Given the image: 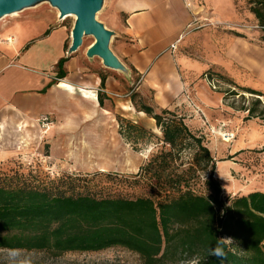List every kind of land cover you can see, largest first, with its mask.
I'll return each mask as SVG.
<instances>
[{
  "label": "trees",
  "instance_id": "1",
  "mask_svg": "<svg viewBox=\"0 0 264 264\" xmlns=\"http://www.w3.org/2000/svg\"><path fill=\"white\" fill-rule=\"evenodd\" d=\"M248 2L264 33V0ZM65 62L58 64L60 79ZM245 91L260 103L261 93ZM131 101L138 112L156 122L162 134L158 137L116 116L120 136L135 152L138 145L156 142L136 174L99 171L62 178L57 174L60 179L38 182L31 174H5L4 164L0 166V250L62 256L121 247L138 254L144 264L181 260L220 264L209 255V248L217 238H231L232 243L224 245L223 264H264V192L224 199L203 133L187 127L186 119L175 112H156L137 93H132ZM99 102L102 107L101 94ZM49 155L46 146L45 156ZM102 175L146 183L150 193L136 198L104 195L99 180L91 186Z\"/></svg>",
  "mask_w": 264,
  "mask_h": 264
},
{
  "label": "crops",
  "instance_id": "2",
  "mask_svg": "<svg viewBox=\"0 0 264 264\" xmlns=\"http://www.w3.org/2000/svg\"><path fill=\"white\" fill-rule=\"evenodd\" d=\"M187 9L184 0L110 3L108 12L114 21L107 29L115 33L111 49L130 70V77L105 68L100 59L90 60L80 51L69 56V31L58 13L48 17L37 34L27 39L29 26L30 30L21 27L18 31V24L3 29L0 36L8 39L7 43L0 42L5 46L0 53V166L4 159L43 153L49 146L47 158H76L77 168H110L101 167L102 156L93 155L96 148L85 151L86 156L81 147L72 153L74 142L88 145L86 148L100 145L104 127L110 140L111 128L100 123L102 115L112 117L110 123L116 124L119 136L117 115L162 137L156 122L135 109L131 95L150 97L156 112L176 113L175 109L186 102L191 91L187 78L191 61L179 57L177 51L188 22L193 17L202 21ZM62 59L66 62L64 78L60 79L58 64ZM182 117L187 127L197 125ZM42 119L53 123L46 135L41 129ZM84 157L95 158V162L80 163L78 159Z\"/></svg>",
  "mask_w": 264,
  "mask_h": 264
},
{
  "label": "rangeland",
  "instance_id": "3",
  "mask_svg": "<svg viewBox=\"0 0 264 264\" xmlns=\"http://www.w3.org/2000/svg\"><path fill=\"white\" fill-rule=\"evenodd\" d=\"M112 1L105 0L97 15V20L106 27L114 21L113 15L108 12ZM187 7L192 15L202 21H196L193 17L179 42L181 44L177 51L178 56L191 61L187 75L191 91L186 95V102L175 111L179 116H186L189 121L199 125L195 124L192 129L203 133L204 144L210 149L216 165L214 177L220 181L224 199L255 191L264 192V33L250 12L248 0H190ZM57 13L47 3L26 9L15 17L0 20V35L3 29L18 24L15 26L18 31L21 27L31 28V32L24 38L27 39L37 34V29L46 23L45 20H49L48 17H56ZM74 23L75 19L72 17L62 22L69 31L70 43ZM114 38L111 40V48ZM7 39L0 36L1 43H7ZM94 43L93 37H85L80 54H86ZM4 47L0 45V53L4 51ZM245 89L261 93L263 96L260 103L257 104V97L246 93ZM233 91L237 95H231ZM149 98L142 97V100L151 105ZM99 120L101 124L111 128L110 140L105 136L107 133L104 127L101 132L104 140L102 139L100 145L86 148L88 145L74 142L72 153L78 152L80 147L83 152L96 148V152L92 154L102 156L112 167L77 168L76 158H47L43 152L4 159L2 172H20L26 176L31 174L38 182L60 179L57 174L61 178L75 174H95L99 172L96 169L120 175L136 174L156 142L152 141L153 145L148 144L147 147L138 145L136 148L139 152H135L118 135L116 124L110 123L113 120L111 116L102 115ZM226 133L234 135L230 142L223 140ZM84 155L86 156V152ZM78 160L86 164L95 158L84 157ZM98 180L105 188L102 192L104 195L136 198L150 193L146 183L134 184L132 178L102 175L91 186ZM79 185L83 191V183L80 182ZM97 189L98 193L101 192L100 188ZM21 251L30 257L31 264H144L138 254L121 247L100 252H70L62 256H54L46 251ZM0 264H9L7 250H0ZM166 264L196 263L192 260H181Z\"/></svg>",
  "mask_w": 264,
  "mask_h": 264
},
{
  "label": "water",
  "instance_id": "4",
  "mask_svg": "<svg viewBox=\"0 0 264 264\" xmlns=\"http://www.w3.org/2000/svg\"><path fill=\"white\" fill-rule=\"evenodd\" d=\"M105 0H0V20L18 14L39 4L47 3L56 9L59 21L69 16L75 17L71 32V45L68 55L76 54L83 46L85 37H93L95 43L87 50L86 56L93 60L98 58L105 68L119 71L130 77V70L118 59L111 49V40L115 33L97 20Z\"/></svg>",
  "mask_w": 264,
  "mask_h": 264
},
{
  "label": "clouds",
  "instance_id": "5",
  "mask_svg": "<svg viewBox=\"0 0 264 264\" xmlns=\"http://www.w3.org/2000/svg\"><path fill=\"white\" fill-rule=\"evenodd\" d=\"M226 243H232L231 238H217L216 244L209 248V255L220 261V264L227 259V253L224 249ZM7 257L9 264H31V259L20 249H8Z\"/></svg>",
  "mask_w": 264,
  "mask_h": 264
},
{
  "label": "built area",
  "instance_id": "6",
  "mask_svg": "<svg viewBox=\"0 0 264 264\" xmlns=\"http://www.w3.org/2000/svg\"><path fill=\"white\" fill-rule=\"evenodd\" d=\"M186 1L187 3L190 2V0H184ZM196 21H200L198 20L197 18H195ZM40 124H41V129L43 131V134H47L48 131L50 130L51 126L53 125V123L48 120V119H42L40 121ZM234 138V135L233 134H228L226 133L225 135H223V140H228L229 142Z\"/></svg>",
  "mask_w": 264,
  "mask_h": 264
},
{
  "label": "bare ground",
  "instance_id": "7",
  "mask_svg": "<svg viewBox=\"0 0 264 264\" xmlns=\"http://www.w3.org/2000/svg\"><path fill=\"white\" fill-rule=\"evenodd\" d=\"M15 16H17V14H13V15H10V16H7L6 18H8V17H15ZM70 17H72V18H74L75 19V17L74 16H69V17H67V18H70ZM66 18V19H67ZM5 19V18H4ZM99 162L102 164H99V165H101V167H111L112 165L110 164V162H104L103 160H99ZM104 162V163H103ZM225 172H223V174H224ZM225 175H226V173H225Z\"/></svg>",
  "mask_w": 264,
  "mask_h": 264
}]
</instances>
